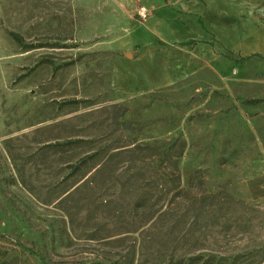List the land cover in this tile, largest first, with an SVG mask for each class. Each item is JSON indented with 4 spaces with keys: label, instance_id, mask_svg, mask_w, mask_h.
Masks as SVG:
<instances>
[{
    "label": "rangeland",
    "instance_id": "374dc122",
    "mask_svg": "<svg viewBox=\"0 0 264 264\" xmlns=\"http://www.w3.org/2000/svg\"><path fill=\"white\" fill-rule=\"evenodd\" d=\"M0 264H264V0H0Z\"/></svg>",
    "mask_w": 264,
    "mask_h": 264
},
{
    "label": "trees",
    "instance_id": "16d2710c",
    "mask_svg": "<svg viewBox=\"0 0 264 264\" xmlns=\"http://www.w3.org/2000/svg\"><path fill=\"white\" fill-rule=\"evenodd\" d=\"M12 35L14 36L16 41L19 42L20 38H19L18 34L12 32ZM261 101H263V99H260V98L248 100V102H250V103H257V102H261Z\"/></svg>",
    "mask_w": 264,
    "mask_h": 264
},
{
    "label": "built area",
    "instance_id": "2783aa9c",
    "mask_svg": "<svg viewBox=\"0 0 264 264\" xmlns=\"http://www.w3.org/2000/svg\"><path fill=\"white\" fill-rule=\"evenodd\" d=\"M140 14L143 15L144 17L147 15V9H146V7L140 8Z\"/></svg>",
    "mask_w": 264,
    "mask_h": 264
}]
</instances>
